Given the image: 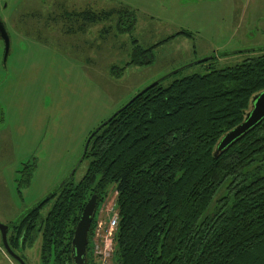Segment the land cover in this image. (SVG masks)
<instances>
[{
	"label": "trees",
	"instance_id": "trees-1",
	"mask_svg": "<svg viewBox=\"0 0 264 264\" xmlns=\"http://www.w3.org/2000/svg\"><path fill=\"white\" fill-rule=\"evenodd\" d=\"M80 2L63 13L82 18L79 24L85 27L93 21V39L85 42L90 55L109 30L119 34L135 25L136 13L128 5L95 8L91 1ZM23 15L27 24L42 14ZM96 25H101L99 38ZM62 26L66 33L74 30ZM20 32L47 40L40 29L29 33L21 27ZM130 40L137 53L125 65L149 64L147 52L159 43L142 48ZM122 68L111 66V72L119 75ZM207 68L204 74L176 72L115 114L90 139L81 179L66 180L10 223L9 247L25 261L18 252L40 235L43 264H70L75 223L95 194L87 246L88 263H95L91 238L96 215L114 190L116 264H264V117L216 153L222 135L243 121L252 97L264 89V51L232 66ZM50 201L42 218L40 211Z\"/></svg>",
	"mask_w": 264,
	"mask_h": 264
},
{
	"label": "rangeland",
	"instance_id": "rangeland-1",
	"mask_svg": "<svg viewBox=\"0 0 264 264\" xmlns=\"http://www.w3.org/2000/svg\"><path fill=\"white\" fill-rule=\"evenodd\" d=\"M54 1L0 0L10 36L5 61L0 38V222L6 225L19 221L66 180L78 182L88 163L78 162L90 132L146 85L176 69L179 76L204 74L208 65L232 66L264 51V0H84L95 8L123 3L136 13L129 32L109 30L96 40L92 55L87 44L64 38L60 45L20 32L21 27L29 33L43 29V18L25 24L28 18L21 13L47 14L58 5ZM58 1L68 8L81 6L80 0ZM61 36L58 31L55 38ZM131 38L142 48L159 43L147 52L149 64L125 65L137 53ZM204 58L209 60L197 63ZM111 66L125 68L116 75ZM115 195L110 191L101 203L96 223L107 222L108 210H116ZM51 206V201L44 205L42 218ZM102 239L106 249L104 232ZM40 243L38 235L18 252L27 264H41ZM93 251L104 257L98 248ZM100 263L116 264L113 253ZM0 264H17L1 244Z\"/></svg>",
	"mask_w": 264,
	"mask_h": 264
},
{
	"label": "water",
	"instance_id": "water-1",
	"mask_svg": "<svg viewBox=\"0 0 264 264\" xmlns=\"http://www.w3.org/2000/svg\"><path fill=\"white\" fill-rule=\"evenodd\" d=\"M0 38L2 39L4 43V56H3L4 59L3 60L5 61L8 56L9 48H10V36L5 27L4 20L1 17H0ZM207 60H209V58L201 59L197 63L204 62ZM179 70L180 69L171 71L167 73L166 75H164L163 77L146 85L144 88L139 90L135 95H133L119 109L113 112L106 120L102 121L95 129H93V131H91V133L88 135V137L86 138L84 142L82 154H81V157L78 163H80L82 159L84 158V155L86 153L87 146H88L90 139L103 125H105L115 114L119 113L128 104H130L137 96L143 94L147 89L156 85L157 83L169 77L170 75L178 72ZM263 117H264V89L256 93L252 97L250 109L246 112L243 121L222 135V137L220 138L217 144L216 153L221 151L224 147L232 143L234 140L241 137L243 134H245L249 129H251L254 125H256ZM43 201L39 202L37 205H40ZM95 209H96V196L92 195L87 200L80 214L79 220L75 226V229H74L73 237L71 240V249H70L71 250L70 254L73 260V264H83L84 262H86V254H87L86 247H87V241H88V238H87L88 230H89V226L92 221L93 215L95 213ZM7 230H8V226L0 222V237H1V242H2L4 249L11 257L16 259L20 264H26L24 260L18 255H16L9 247L8 241H7Z\"/></svg>",
	"mask_w": 264,
	"mask_h": 264
},
{
	"label": "flooded vegetation",
	"instance_id": "flooded-vegetation-1",
	"mask_svg": "<svg viewBox=\"0 0 264 264\" xmlns=\"http://www.w3.org/2000/svg\"><path fill=\"white\" fill-rule=\"evenodd\" d=\"M72 9H76V8H58L57 6L55 7H51L50 10H47V14H44L41 13L42 15L40 16L41 18H43V22L41 24V26L43 27V29L40 30L41 32V36L42 38H46V39H49V36H51V39L52 41H57L60 45L61 43L64 41V38L67 39V42L69 43H83V45H85V42L86 41H90L91 39H93V36H94V23L93 21L90 22V20L87 21V27H85L84 23L82 25H80L79 23L81 21H84L82 18L80 19V17L78 16H69V14H64L63 11L64 10H68L69 12L72 10ZM27 11V10H26ZM31 13V11L29 12H24L23 14H29ZM32 18L29 19L28 23H31L30 20ZM49 19H51L53 22L52 23H49ZM61 22V23H60ZM27 23V24H28ZM63 23H66L68 26H74V30L71 31V33H66L67 31L63 30ZM59 26L61 29H59ZM26 28V27H25ZM49 28V29H48ZM48 29V30H47ZM60 31V33L62 34L61 38H55V35H57V32ZM33 36V38H35L34 34H30ZM37 39V38H35ZM88 45V44H87ZM87 48L89 49V47L87 46ZM71 179V178H70ZM68 181V180H67ZM95 195V194H93ZM92 196V195H91ZM90 196V197H91ZM89 197V198H90ZM88 198V199H89ZM87 199V200H88ZM87 202V201H86ZM86 204V203H85ZM96 204H97V199H96ZM85 206V205H84ZM97 207V206H96ZM84 208V207H83ZM83 210V209H82ZM82 212V211H81ZM95 214V213H94ZM94 216V215H93ZM79 220V219H78ZM77 220V222H78ZM77 222L75 223V226L77 224ZM91 224V223H90ZM8 226V230H7V237H8V234L10 233V227H11V224H7ZM75 226H74V229H75ZM90 227V226H89ZM89 231V230H88ZM74 233V232H73ZM92 236H93V233H92ZM73 237V236H72ZM87 238L89 239V237L87 236ZM72 240V239H71ZM92 240V238H91ZM92 243V241H91ZM0 244H2L1 242V237H0ZM32 245V242L31 244H29V246ZM28 246V247H29ZM87 246H88V241H87ZM3 247V245H2ZM87 249V247H86ZM12 250V249H11ZM6 251V250H5ZM13 251V250H12ZM71 251V250H70ZM14 252V251H13ZM15 253V252H14ZM8 254V253H7ZM16 255H18L17 253H15ZM39 254H40V248H39ZM9 255V254H8ZM10 256V255H9ZM19 256V255H18ZM11 257V256H10ZM20 257V256H19ZM39 257V261L41 264L42 261L40 259V255L38 256ZM88 249H87V254H86V262H84L83 264H89L88 263ZM13 258V257H12ZM14 259V258H13ZM25 262V261H24ZM49 264H55L54 261H50ZM70 264H73V260L72 258L70 259Z\"/></svg>",
	"mask_w": 264,
	"mask_h": 264
},
{
	"label": "built area",
	"instance_id": "built-area-1",
	"mask_svg": "<svg viewBox=\"0 0 264 264\" xmlns=\"http://www.w3.org/2000/svg\"><path fill=\"white\" fill-rule=\"evenodd\" d=\"M108 212H109L108 221L103 222L102 220H99L94 227V238L92 239L93 250L95 248H98V250H100L98 254H100V256L101 254L104 255L103 258L99 257L93 251L94 261L95 262L96 260L99 261V264H104V263H100V260L103 259V261H105L106 256H109L110 253H113L112 242L114 241V235L117 229L118 214L117 211L114 210L113 208L109 209ZM103 232L106 240V249L103 246V242H104V240L102 239Z\"/></svg>",
	"mask_w": 264,
	"mask_h": 264
}]
</instances>
